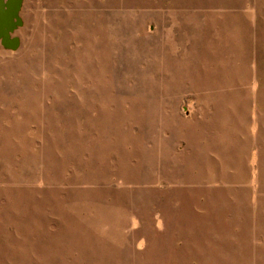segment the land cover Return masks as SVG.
Returning a JSON list of instances; mask_svg holds the SVG:
<instances>
[{
	"label": "rangeland",
	"instance_id": "obj_1",
	"mask_svg": "<svg viewBox=\"0 0 264 264\" xmlns=\"http://www.w3.org/2000/svg\"><path fill=\"white\" fill-rule=\"evenodd\" d=\"M20 14V47L0 41V264H264V0Z\"/></svg>",
	"mask_w": 264,
	"mask_h": 264
},
{
	"label": "water",
	"instance_id": "obj_2",
	"mask_svg": "<svg viewBox=\"0 0 264 264\" xmlns=\"http://www.w3.org/2000/svg\"><path fill=\"white\" fill-rule=\"evenodd\" d=\"M24 0H0V41L6 49L17 50L21 37L14 36L24 20L20 14Z\"/></svg>",
	"mask_w": 264,
	"mask_h": 264
},
{
	"label": "crops",
	"instance_id": "obj_3",
	"mask_svg": "<svg viewBox=\"0 0 264 264\" xmlns=\"http://www.w3.org/2000/svg\"><path fill=\"white\" fill-rule=\"evenodd\" d=\"M214 145V146H213ZM213 145H211V144H206V146L205 147H203L202 145L199 147V153H200V155H202L201 154V152H204V155H206V156H220V154H219V152L221 151V149L220 148H218V146H217V144H213Z\"/></svg>",
	"mask_w": 264,
	"mask_h": 264
}]
</instances>
